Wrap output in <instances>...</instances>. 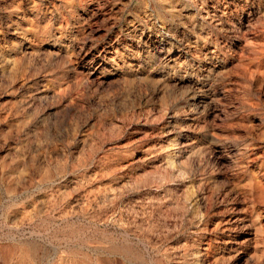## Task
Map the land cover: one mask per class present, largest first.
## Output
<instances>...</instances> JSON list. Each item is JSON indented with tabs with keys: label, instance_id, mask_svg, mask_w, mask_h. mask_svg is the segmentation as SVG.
I'll return each instance as SVG.
<instances>
[{
	"label": "rangeland",
	"instance_id": "1",
	"mask_svg": "<svg viewBox=\"0 0 264 264\" xmlns=\"http://www.w3.org/2000/svg\"><path fill=\"white\" fill-rule=\"evenodd\" d=\"M0 264H264V0H0Z\"/></svg>",
	"mask_w": 264,
	"mask_h": 264
}]
</instances>
